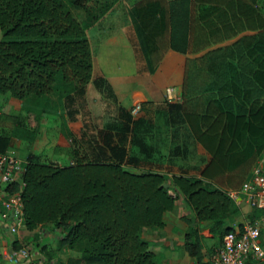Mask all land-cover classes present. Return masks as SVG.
<instances>
[{
	"label": "trees",
	"instance_id": "obj_1",
	"mask_svg": "<svg viewBox=\"0 0 264 264\" xmlns=\"http://www.w3.org/2000/svg\"><path fill=\"white\" fill-rule=\"evenodd\" d=\"M119 1L0 0V94L35 100L42 115L54 95L66 107L86 95L91 81L100 91L115 93L108 78L94 77L87 30ZM257 1L141 0L133 9L149 73L156 72L168 49L192 51L196 20L221 15L224 39L257 31L210 50L198 67L199 59L189 61L181 101L170 104L210 156L200 175L169 178L160 171L128 169L142 159L130 154L134 119L121 107L119 132L101 130V141L92 140L90 151L71 135V163L60 165L45 152L28 156L22 183L12 189L22 195L26 229H59L52 248L79 252L69 258L71 264H160L144 234L163 228L165 213L183 195L195 213L194 220L182 216L190 225L185 249L197 264H207L200 224L218 235V245L235 229L229 221L243 212L228 191L243 185L264 152V14ZM8 127L32 138L33 130L18 114L1 115L0 128ZM10 144L11 137L0 133V153ZM262 213L253 209L250 217ZM12 244L22 247L18 239Z\"/></svg>",
	"mask_w": 264,
	"mask_h": 264
},
{
	"label": "rangeland",
	"instance_id": "obj_2",
	"mask_svg": "<svg viewBox=\"0 0 264 264\" xmlns=\"http://www.w3.org/2000/svg\"><path fill=\"white\" fill-rule=\"evenodd\" d=\"M257 6L263 9L262 13L264 14V0H258ZM220 17L221 15L208 21L207 26L208 24L212 25H209L208 28L198 24L197 21L194 22L191 54L199 52L205 56L203 53L206 49L224 46L225 39L220 28L223 22L220 23ZM226 18L227 16H223L224 22L227 21ZM248 31H242L241 37L252 33ZM1 35L0 30V38ZM98 45H94V50L98 49ZM196 62V67L204 63L201 59ZM140 67L139 75L130 77L131 86L127 83L129 88L133 85L136 86L143 77L146 78V73H144L148 72L146 65ZM99 76L103 75L98 74L94 77ZM169 88L175 87L168 85L163 96L153 99L140 97L129 100L128 96H125V99L118 96L115 89V93L106 90L102 92L96 87L94 81H91L87 87L88 94L77 98L75 102L67 103L66 107L61 106L58 96L54 95L53 101L48 105V110L42 115L38 112L43 107L37 101L32 99L19 101L10 94H0V117L3 113L18 114L33 130L30 139L17 135L12 127L0 128V133L8 134L11 137V144L7 151L26 161L31 153L45 152L56 163L66 165L72 162L71 144L73 141L71 135L78 137L81 144L89 150V143L92 140L97 138L101 141V130L112 133L119 132L124 123L121 118V107H124L134 119L131 133L132 142L128 145L130 154L142 159L139 167L127 165L128 169L160 171L169 178L174 174L200 175L210 156L198 145L189 130L185 131L183 128L185 124L181 112L176 107L170 106L172 103L181 101L180 92L176 90L172 93V97H169L166 94ZM137 104H140L141 108L138 112H133ZM171 193L176 195L173 189ZM177 204L183 215L191 216L193 214L192 207L183 195H180ZM242 219V216H236L229 222L236 225ZM199 229L201 234L206 236L204 240L206 263L212 254L211 247L218 245L219 237L210 233L207 223H201ZM148 232L146 231L145 234L147 235ZM57 234L59 232L51 225L42 226L34 232H30L26 228L22 230L20 233L21 245L32 252L31 258L22 260L9 251V247L13 248V242L10 241L13 237L5 235L0 228V264H71L69 258L78 256L79 252L71 249L53 250L49 241L52 240L56 244ZM47 243L49 246L47 245L45 251H42L41 244L46 245ZM158 261L163 264L162 257H159Z\"/></svg>",
	"mask_w": 264,
	"mask_h": 264
},
{
	"label": "crops",
	"instance_id": "obj_3",
	"mask_svg": "<svg viewBox=\"0 0 264 264\" xmlns=\"http://www.w3.org/2000/svg\"><path fill=\"white\" fill-rule=\"evenodd\" d=\"M140 1L120 0L105 16L87 30L92 51H95L93 52V74L94 76L99 74L108 78L117 95L121 96L122 99H125V96H128L129 100L140 97L153 99L157 96H163V92L167 90L168 85H174V91L178 90L177 92H180L181 97L187 64L191 60L202 59L204 55L199 54V52L185 54L168 49L155 73L144 72L146 73V78L143 77L137 82L136 86L133 85L130 88L127 86V83L131 86L130 77L139 75L140 66L146 65L133 16V9ZM256 7L263 14V9L258 6ZM215 18L211 16L205 23L203 21H198L197 23L208 28L210 25L208 24L207 26L208 21ZM251 32L255 33L257 31L252 30ZM240 37L241 34L239 33L231 39H225L223 44H232ZM164 40L167 42L168 32L165 33ZM94 45H98L97 51L94 50ZM214 48L216 47L206 49L203 54L206 55V53ZM184 126L185 131L189 130L187 125ZM198 145L201 146L199 143ZM182 216L183 213L177 204L173 210L165 213V226L163 228L149 229L148 234H144L145 238L151 242L157 258H163V264H197V260L190 256L185 249V234L190 230V225L182 219ZM188 217L194 220L195 213L193 212ZM57 231L60 233L59 229ZM17 239L20 242L22 240L20 235L17 236ZM10 241L12 242V239ZM49 243L53 248L56 246L52 240ZM10 248L9 251L12 253ZM206 259L205 252L204 261Z\"/></svg>",
	"mask_w": 264,
	"mask_h": 264
},
{
	"label": "built area",
	"instance_id": "obj_4",
	"mask_svg": "<svg viewBox=\"0 0 264 264\" xmlns=\"http://www.w3.org/2000/svg\"><path fill=\"white\" fill-rule=\"evenodd\" d=\"M175 88L168 89L172 97ZM137 104L133 112L140 110ZM26 160L9 151L0 153V228L14 239L26 228L24 202L19 191H13L15 183H22ZM230 197L243 212L242 225L227 232L215 247L207 264H264V213L252 218L253 209H264V152L254 165L249 177L238 189L228 191ZM20 259H29L31 250L22 246L10 248Z\"/></svg>",
	"mask_w": 264,
	"mask_h": 264
}]
</instances>
